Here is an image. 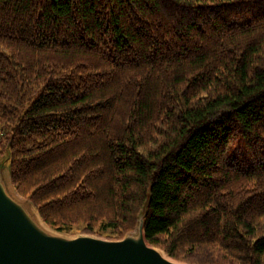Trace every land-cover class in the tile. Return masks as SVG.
I'll return each mask as SVG.
<instances>
[{
    "label": "trees",
    "instance_id": "1",
    "mask_svg": "<svg viewBox=\"0 0 264 264\" xmlns=\"http://www.w3.org/2000/svg\"><path fill=\"white\" fill-rule=\"evenodd\" d=\"M59 232L264 264V0H0V152Z\"/></svg>",
    "mask_w": 264,
    "mask_h": 264
},
{
    "label": "water",
    "instance_id": "2",
    "mask_svg": "<svg viewBox=\"0 0 264 264\" xmlns=\"http://www.w3.org/2000/svg\"><path fill=\"white\" fill-rule=\"evenodd\" d=\"M0 264H188L161 254L144 234V217L134 234L121 239L65 236L39 227L10 197L0 176Z\"/></svg>",
    "mask_w": 264,
    "mask_h": 264
},
{
    "label": "bare ground",
    "instance_id": "3",
    "mask_svg": "<svg viewBox=\"0 0 264 264\" xmlns=\"http://www.w3.org/2000/svg\"><path fill=\"white\" fill-rule=\"evenodd\" d=\"M0 176L1 179L3 181L5 190L7 192V194L12 197L15 201H17L18 203H20L22 205V207L26 210V212L31 216V218L35 221V223L41 227L42 229H44L45 231L51 232V233H58L57 231L51 229L39 216L38 212L36 211V209L33 207V205L28 202L25 201L24 199L20 198L19 196L16 195L15 189L13 188V185L10 181L9 178V173L7 169H2L0 170ZM62 234V233H61ZM160 250V249H159ZM161 254L168 257L162 250H160ZM170 258V257H169Z\"/></svg>",
    "mask_w": 264,
    "mask_h": 264
},
{
    "label": "rangeland",
    "instance_id": "4",
    "mask_svg": "<svg viewBox=\"0 0 264 264\" xmlns=\"http://www.w3.org/2000/svg\"><path fill=\"white\" fill-rule=\"evenodd\" d=\"M8 165H9V158H8V151H5V150H3V151H1L0 152V170H2V169H7L8 170ZM8 173H9V171H8ZM9 178H10V175H9ZM10 181H11V178H10ZM11 183H12V181H11ZM13 185V184H12ZM13 188L15 189V187H14V185H13ZM15 192H16V195L17 196H19L20 198H22V199H24L25 201H28L26 198H24V197H22V196H20L18 193H17V191H16V189H15ZM28 202H30V201H28ZM31 203V202H30ZM32 204V203H31ZM33 205V204H32ZM34 207V206H33ZM35 208V207H34ZM36 209V208H35ZM37 211V210H36ZM38 212V211H37ZM39 214V213H38ZM39 216H40V214H39ZM41 217V216H40ZM42 219V218H41ZM43 220V219H42ZM50 227V226H49ZM51 228V227H50ZM82 228H84V225L83 224H77V225H71V226H69V227H66L65 229H64V231H62V232H59V231H57V230H55V231H57L58 233H62V235H65V236H70V237H73V236H78V235H83V234H85V233H83L82 232ZM51 229H53V228H51ZM54 230V229H53ZM95 231L96 232H98L99 234H102V236H98V237H103V238H106V236L105 235H107V234H110L111 233V230L109 229V228H105V227H103V226H99V227H97L96 229H95ZM135 233V231L134 232H130V233H128V234H134ZM87 235H91V234H87ZM94 236H97V235H94ZM108 239V238H107ZM169 257V256H168ZM171 258V257H170ZM171 259H173V258H171ZM173 260H175V259H173ZM175 261H177V260H175ZM178 262H180V261H178ZM182 263H186V262H182Z\"/></svg>",
    "mask_w": 264,
    "mask_h": 264
}]
</instances>
